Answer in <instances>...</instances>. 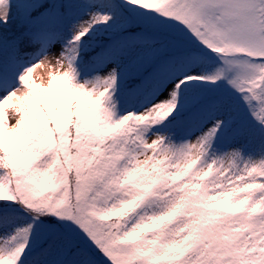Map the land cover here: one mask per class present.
Wrapping results in <instances>:
<instances>
[{"label":"snow or ice","instance_id":"snow-or-ice-1","mask_svg":"<svg viewBox=\"0 0 264 264\" xmlns=\"http://www.w3.org/2000/svg\"><path fill=\"white\" fill-rule=\"evenodd\" d=\"M0 264H264V0H0Z\"/></svg>","mask_w":264,"mask_h":264},{"label":"bare ground","instance_id":"bare-ground-1","mask_svg":"<svg viewBox=\"0 0 264 264\" xmlns=\"http://www.w3.org/2000/svg\"><path fill=\"white\" fill-rule=\"evenodd\" d=\"M41 71H42L41 68H37V69H36V72H37L39 75H40Z\"/></svg>","mask_w":264,"mask_h":264},{"label":"rangeland","instance_id":"rangeland-1","mask_svg":"<svg viewBox=\"0 0 264 264\" xmlns=\"http://www.w3.org/2000/svg\"><path fill=\"white\" fill-rule=\"evenodd\" d=\"M33 76H39V74L36 72V69L34 70ZM38 82V81H37Z\"/></svg>","mask_w":264,"mask_h":264}]
</instances>
